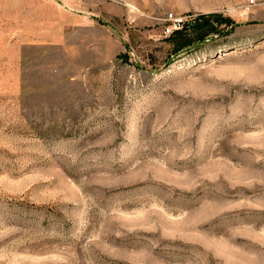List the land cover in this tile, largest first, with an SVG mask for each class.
Masks as SVG:
<instances>
[{
	"label": "rangeland",
	"instance_id": "rangeland-1",
	"mask_svg": "<svg viewBox=\"0 0 264 264\" xmlns=\"http://www.w3.org/2000/svg\"><path fill=\"white\" fill-rule=\"evenodd\" d=\"M0 264H264V0H0Z\"/></svg>",
	"mask_w": 264,
	"mask_h": 264
},
{
	"label": "built area",
	"instance_id": "built-area-1",
	"mask_svg": "<svg viewBox=\"0 0 264 264\" xmlns=\"http://www.w3.org/2000/svg\"><path fill=\"white\" fill-rule=\"evenodd\" d=\"M166 21L169 22L165 29L166 36H171L172 34L184 29L186 25V17L178 16L172 13L168 15Z\"/></svg>",
	"mask_w": 264,
	"mask_h": 264
},
{
	"label": "trees",
	"instance_id": "trees-1",
	"mask_svg": "<svg viewBox=\"0 0 264 264\" xmlns=\"http://www.w3.org/2000/svg\"><path fill=\"white\" fill-rule=\"evenodd\" d=\"M178 32H180V31H178ZM178 32H177V33H178Z\"/></svg>",
	"mask_w": 264,
	"mask_h": 264
}]
</instances>
